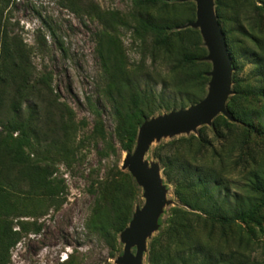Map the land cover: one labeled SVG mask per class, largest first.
Masks as SVG:
<instances>
[{
    "label": "rangeland",
    "instance_id": "obj_1",
    "mask_svg": "<svg viewBox=\"0 0 264 264\" xmlns=\"http://www.w3.org/2000/svg\"><path fill=\"white\" fill-rule=\"evenodd\" d=\"M92 1L103 12L116 13L122 23L123 19L128 23L117 26L115 38L121 43L122 57L129 73L141 76L143 89L157 98L156 113L150 119L180 110L179 108L167 111L161 107L159 94L163 91H167L171 96L174 94L173 82L168 75L173 65L172 57L164 51L154 53L150 48L147 51L143 49L133 30L139 12L134 0ZM252 1L259 5L260 0ZM177 5L176 9L172 8L173 11H162L159 7H151L149 11L156 19L175 17L178 23L175 31L179 33L185 29L200 32L199 28L193 26L197 21L196 1L181 0ZM0 16L2 31H7L11 37H16L22 42L30 56L31 79L49 77L55 96L66 106L74 121V131L69 143L71 152L68 158L59 157L55 165L54 177L65 188L59 200L32 198L26 193L19 194L20 190L17 188H9L10 190H6L4 196L0 197V205L9 212L4 217L12 222L13 231L19 232L18 242L10 248L8 264H62L68 260H72L70 264H119L125 251L122 232H114L110 225L101 228L99 223L96 226L93 224L98 208L104 212L105 206L107 209L112 206V199L108 195L107 198L104 196V187L112 182V179L117 180L122 188L117 197L122 201L123 174H129L131 179L124 176V182L129 183L128 186L132 188L129 201L134 213L143 208L146 198L143 188L138 185L129 167L125 165L127 158L134 154L136 146L133 152L125 151L117 133L119 118L113 101L116 90L111 85L112 78L99 51L100 33L104 26L94 16L77 13L68 0H0ZM238 17L220 22L233 71L231 93L226 104L227 113L221 112L217 115H223L235 124V139L221 145L222 142L217 140L213 133V120L195 129L158 136L151 142L145 161L152 170L159 172L163 202L155 229L147 237L142 264H152V241L166 231L173 208H184L175 194V185L167 180L163 164L157 156L161 154V157L166 158L175 154L169 148L168 151H158L160 148H165L175 140L198 137L200 129L204 127L203 130L207 132L213 148H209L205 158L195 159L196 149L190 153L185 146L178 155L179 165H198L202 169H214L222 175L221 182L225 185L223 194L228 189L232 193L246 195L245 189L251 182L250 173L256 167L241 162L244 125L230 114L228 101L234 95L235 77L248 81L253 87L264 86V14L255 16L252 12L245 11ZM239 29L245 31V34L240 33ZM200 36L202 38L201 32ZM178 37L180 36L174 39L177 45ZM202 42L206 48L203 38ZM184 43L188 44L187 35ZM206 57L204 59L212 68V63ZM233 58L236 61H233ZM258 61H263V64H257ZM1 66L3 64L0 56V70ZM3 87L1 86L0 90H3ZM8 91L13 92L11 88ZM208 91L209 84L205 96L200 101L206 97ZM31 104H35L34 100L22 101V110L27 112ZM98 116L103 120L107 142L98 138L94 132ZM252 144L259 160L264 161V139L254 138ZM214 149L220 151V158L215 159ZM64 157H67V154ZM135 185L140 189L138 194ZM22 223H28L24 230ZM250 227L256 243L247 254L255 262L264 264V223L252 224ZM245 229L246 226L241 228L242 232ZM197 231V239L208 240V230L197 226ZM214 242L225 245L220 240V235ZM166 245L167 243H164L162 247L159 245L155 249L163 251ZM136 252L137 246H133L132 253Z\"/></svg>",
    "mask_w": 264,
    "mask_h": 264
},
{
    "label": "trees",
    "instance_id": "obj_2",
    "mask_svg": "<svg viewBox=\"0 0 264 264\" xmlns=\"http://www.w3.org/2000/svg\"><path fill=\"white\" fill-rule=\"evenodd\" d=\"M68 2L77 13L94 16L104 26L100 33L99 51L112 78L111 85L116 90L113 101L119 118L117 133L124 150L133 152L140 127L156 113L157 98L143 89L141 76L130 74L125 66L121 43L115 38V31L117 26L128 23L124 19L122 23L116 13L103 12L92 0ZM180 2L134 0L139 12L133 30L143 49L147 51L150 48L154 53L164 51L172 57L173 65L168 75L173 82L174 94L168 95L167 91L159 94L161 107L167 111L198 103L206 94L210 82L208 74L212 69L211 64L204 59L208 51L203 46L199 31L185 29L179 33L175 31L178 28L175 17L156 19L149 11L151 7L173 11L172 8L176 9ZM215 5L219 23L239 18L245 11L255 16L264 14V0H260L259 5L252 0H215ZM238 31L245 34L243 30ZM185 35L188 36V44L184 43ZM177 36H180L178 45L174 42ZM0 56L3 64L0 87L4 86L0 90V197L9 188H17L19 194L26 193L32 198L59 200L65 188L54 177L55 165L59 157L68 158L71 152L69 143L74 131L72 115L55 96L49 77L31 79L30 56L22 42L11 37L7 31H2L1 16ZM233 61L236 59L233 58ZM257 64L262 65L263 61ZM234 66H237L236 63ZM234 84V95L228 101V111L244 125L241 162L256 167L250 173L251 182L245 189L246 195L232 193L228 189L223 194L225 185L221 182L222 175L214 169L179 165L178 155L183 147H188L190 153L196 149L195 159L205 158L209 148H213L204 127L200 129L198 137L175 140L165 148H160L158 151H168L169 148L175 154L166 158L161 157V154L157 156L163 164L167 180L175 185V194L184 208H173L166 231L153 239L150 256L152 264H261L250 258L247 252L256 243L250 226L264 223V161L259 160L252 144L254 138L264 139V86L253 87L248 81L236 77ZM9 88L13 92H9ZM30 99L35 104L29 105L27 112L23 111L22 101ZM246 100L253 102L247 103ZM94 132L98 138L108 141L100 116ZM234 132L235 124L223 115L214 119L213 133L222 142L221 145L232 142L235 139ZM219 152L214 149L215 159L221 157ZM65 154L67 157H64ZM124 176L131 179V175L123 174L122 201L117 197L122 189L117 180L112 179V182L105 185L104 196L107 198L108 195L112 199V206L108 209L105 206L104 212L100 208L96 210L95 226L97 223L101 228L110 225L114 232L121 233L132 220L134 208L129 201L132 188L124 182ZM135 186L138 194L140 189ZM6 213L9 214L0 205V264H8L10 248L18 242L19 237V232L13 231L12 222L4 217ZM26 224L22 223L23 230ZM197 226L208 230L207 241L195 237ZM245 226L242 232L241 228ZM219 235L225 244L223 246L214 242ZM164 243H167L165 250L155 249ZM71 262L68 260L62 264Z\"/></svg>",
    "mask_w": 264,
    "mask_h": 264
},
{
    "label": "water",
    "instance_id": "obj_3",
    "mask_svg": "<svg viewBox=\"0 0 264 264\" xmlns=\"http://www.w3.org/2000/svg\"><path fill=\"white\" fill-rule=\"evenodd\" d=\"M195 1L197 21L193 26L200 29L208 50L206 59L212 63L209 91L197 104L149 119L140 127L134 154L127 158L125 165L143 188L146 202L142 209L134 213L122 232L125 251L119 264H142L147 237L155 229L162 206L163 191L159 187V172L152 170L145 161L151 142L158 136L195 129L212 122L219 113H227L226 104L231 93L233 71L227 41L217 18L215 0ZM133 246H137L136 254L132 253Z\"/></svg>",
    "mask_w": 264,
    "mask_h": 264
}]
</instances>
